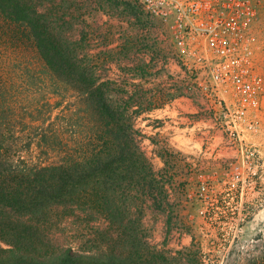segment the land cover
<instances>
[{
	"label": "trees",
	"instance_id": "16d2710c",
	"mask_svg": "<svg viewBox=\"0 0 264 264\" xmlns=\"http://www.w3.org/2000/svg\"><path fill=\"white\" fill-rule=\"evenodd\" d=\"M84 1L112 17L114 0ZM76 4L0 0V264H159L142 216L167 211L170 224L172 182L136 124L185 93H128L156 51L129 33L113 46L111 21L85 26ZM117 61L124 74H113ZM90 222L102 247H74Z\"/></svg>",
	"mask_w": 264,
	"mask_h": 264
},
{
	"label": "rangeland",
	"instance_id": "374dc122",
	"mask_svg": "<svg viewBox=\"0 0 264 264\" xmlns=\"http://www.w3.org/2000/svg\"><path fill=\"white\" fill-rule=\"evenodd\" d=\"M76 2L85 26L106 27L102 23L111 21L117 40L113 46L121 34L129 33L156 51L154 66L147 69L140 87L138 79L127 86L128 93L140 90L147 101L157 88L168 94L185 93L141 114L136 124L146 135L145 149L154 169L165 168L172 182L170 224L167 211L146 208L142 216L144 242L159 255V264H264V0H257L253 26L258 102L246 104L243 112L233 111L237 96L204 90L210 86L203 75L191 78L176 55L166 24L139 0H114L111 18L94 3ZM128 12L138 20L122 18L121 13ZM143 54L149 61L152 54ZM112 67L116 75L126 71L118 61ZM91 229L93 222L73 232L74 247H102L104 239L89 240Z\"/></svg>",
	"mask_w": 264,
	"mask_h": 264
},
{
	"label": "built area",
	"instance_id": "2783aa9c",
	"mask_svg": "<svg viewBox=\"0 0 264 264\" xmlns=\"http://www.w3.org/2000/svg\"><path fill=\"white\" fill-rule=\"evenodd\" d=\"M139 1L166 24L176 55L191 78L208 79L210 87L202 89L237 96L235 112L257 104L259 75L253 43L257 0Z\"/></svg>",
	"mask_w": 264,
	"mask_h": 264
}]
</instances>
